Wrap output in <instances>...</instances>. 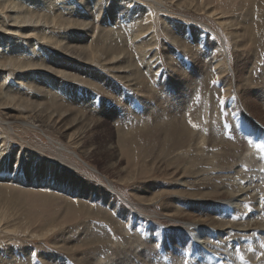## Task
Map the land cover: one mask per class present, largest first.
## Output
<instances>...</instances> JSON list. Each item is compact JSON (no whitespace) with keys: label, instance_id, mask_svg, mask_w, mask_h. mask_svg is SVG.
Instances as JSON below:
<instances>
[{"label":"bare ground","instance_id":"1","mask_svg":"<svg viewBox=\"0 0 264 264\" xmlns=\"http://www.w3.org/2000/svg\"><path fill=\"white\" fill-rule=\"evenodd\" d=\"M168 1L171 2V0H166L167 3H169ZM204 3L205 0L202 2L203 9H205L203 5ZM139 4H140L139 1H134V0H0V38L1 36L3 38L4 35H6V39L9 44V45L6 44L4 46L5 48L1 47L2 45H0V114L1 115L3 114L4 118L6 119V121L3 122L7 123L9 126L11 125L12 130H13L12 124L21 121V123H19L20 125L28 126L33 129L36 128L45 129V127H47V129L51 128L56 133H58L57 131L60 132V129H63V132L60 133L63 134L64 138H67L68 136L71 138L76 134V133H71V131L74 130L77 125H79L78 124L79 118L78 117L72 118L69 115H67L66 114L67 111H65L63 106L61 105V101H62L61 96L64 92L63 89L64 87L55 86L53 88L51 87L50 84L49 87H51V90L49 89V87L48 89L50 90V93L54 95L52 96V98L54 97L55 102H52L51 100L48 101V104H40V103L36 104L26 100V98H22L23 96L22 97L16 96L18 92L16 93L14 89H17V87L19 86L18 85L19 82L15 83L16 82L15 81L14 82L15 84L12 86V89H8V91L4 89V87H6L7 81L16 78V74H18L19 77L22 76L24 80H26V78H28L30 74H34L35 71L41 72L43 70L42 66L44 67L43 61L46 58H49L52 64L57 66L56 62L58 61L57 60L54 61V59L51 57L50 51L58 52V50H61L62 53L68 56V58H73L77 60V62L82 60L85 61L86 64H93V63L99 64L101 67L100 68L101 71L104 68L107 71L108 70L113 72L117 71L116 74L118 73L120 74L121 73L120 70H128V69L132 70L133 68L131 73L132 75L135 76L134 80H137V83L139 82V80H141L140 91H142V93H144L145 95L148 94L149 98L150 97L157 98L160 96V94L163 95L164 99H162L163 100L162 104L157 105L155 108H150L134 124L131 125L122 124L121 126H119L120 124H118V129H126L120 132L121 136L123 135V139L119 140V142H115L114 137L111 136L110 133L108 137L111 136L110 137L111 141L109 143L100 145L96 151H103L102 148H105L103 154L98 155V157L101 159L100 162L101 166L106 167L108 171L112 172L115 175L118 174L117 176L122 179L121 181L124 182L123 183L124 185L126 182H132L136 180L140 174L151 175V179L149 181L150 184H143V186L138 187V189H136L137 191L140 192L139 195L140 196L142 195L140 201L148 204V206L149 204H154V202L157 199H159V197L161 198L163 195L166 194L174 195L172 199L166 200V205L162 212L164 213V215L166 214L169 218H175L174 220L179 221L180 224L182 223L181 224L182 226L181 225L179 226L181 228L176 229V231L177 233L184 234V236L186 237L185 238L184 236H182L183 238L179 237L180 240L176 243V245L175 246L174 244L172 245L174 246V249L172 250L166 249V251H164L165 256L163 255L165 258L161 257L162 259L160 258L157 259L155 258L154 255L153 256L154 259H152L148 257L147 256L148 254L146 253L140 255L136 251L139 250V248L143 245V243L140 242L142 240L139 241L136 239L138 236L132 237L131 236L132 234L131 235L129 234L128 236L129 237L131 236L132 239L134 240V242L131 240L132 244H134L133 245L134 247L132 246L124 247L120 245L117 248L116 246V249L114 250L113 253L116 256L117 254L121 252L122 253L117 258L112 256L113 258L112 257L111 258L113 261H111L110 264H264V255H262L264 254V247H262V245H264V123L257 120L254 114L247 110L248 106L253 107L258 112L261 111L260 106L264 108V102L263 103L260 102V99L264 97V89H259L258 86L256 87L254 86L255 83L257 82L256 80L250 77V73L252 72L249 71V65L242 63L243 61H246V63L250 64L249 61H247L248 57L244 58V52H242V47H243L242 46L243 40L241 37L242 33L240 31L238 32L240 28L238 27V30L236 29L237 31L236 30L233 31L234 33L230 34V36H232L230 38L233 39L235 46L238 47L239 58L243 57V61L241 62V65L239 64L238 66V73H240L241 76L238 77L237 74L238 78L235 77V84L238 87L243 85L242 87L244 89H242V92H244L245 96L242 98L240 96H237L241 98V101L240 100L237 101L235 98H231L226 101V103L231 102V108L235 112L239 113L237 117L233 119L237 121L239 127L231 131V128L227 124L228 120L226 118L225 112H223L224 115H222V112H219L216 116L214 115L211 116L212 114L210 115V113L208 114L204 113V110L202 109L203 105L199 104V98L207 91L209 76L208 74L206 75V73L208 71L205 74H199L195 72L196 69L194 71L192 69H188L186 73L184 72L186 71L185 70L186 67H185V69L183 68L184 70L183 72L186 73L185 78L183 76L180 77L177 81H175L174 85H172L173 86L172 89L171 88L166 89L164 88V86L163 87L160 86L158 83L159 81L157 82V84L155 83V81L159 78V74H160L159 72L162 68L157 67L155 70H152L153 67L152 65V67H150L145 72L146 73L145 75L142 73V66L140 67L139 65L140 62H138L136 59V52L140 54L139 57L140 61L144 60V56H147V53L150 50H152V48L147 49L146 47L149 48V47L157 46L158 38L153 33V31L155 30L154 27H156L153 19L155 15L154 17L148 16L146 20L144 19V21H142V18L145 14L142 15V18L139 16L136 17V13H138L139 15L138 10L140 9L141 6V5L139 6ZM176 4L178 8H182V6H186V7L191 6L193 8L194 2L190 3L188 1H184L182 3H176ZM196 10L201 11L199 7H197ZM166 11L170 13L168 10ZM153 12H155V10H153ZM208 12L210 11H207L206 13ZM259 14L262 15V13ZM209 15L217 17L219 14L217 11H212L209 13ZM113 20H116L118 23L124 25L123 26L124 31L122 30V32H116L115 34H113L112 31L110 30L111 29L110 25ZM220 23L221 26H225L226 28L229 29L237 27V25L233 24V22H227L226 20H222ZM173 28L174 30L176 29L175 27ZM181 28L182 27H180V29ZM180 29H178V31ZM243 31L244 30L242 29V32ZM148 32L153 33V35L148 36L146 34ZM180 32H182V29L181 31H179V33ZM179 33L178 35H181ZM200 34L202 35V33ZM243 34L246 35L244 32ZM213 49L216 50L215 47ZM153 51L155 52V50ZM221 51L222 52L224 51L225 56L223 55V57H225V59H223L222 55L221 57H218L217 56L218 53H217L215 58H219L220 61L214 60V62L213 61L212 63L210 62L211 64L209 65L210 66L212 65L211 66L212 69L215 68V70H217L216 72L217 74L215 75V80H217L218 82L217 86L219 85V87H221L222 90L224 87L228 86L225 92H223L225 95H227L228 93H230V87L232 84L229 83L226 84L225 81L228 80L222 79L228 71V67L226 66L228 65V63L226 60L227 50L225 51L223 47V50ZM122 54L129 56L130 59L128 57L127 59L125 58L121 59ZM209 55L208 58H210ZM135 59L137 62H135ZM145 60L147 59L145 58ZM159 61L161 62V60ZM222 63L223 65H220ZM71 64L74 65L73 63ZM70 65L69 67H71ZM202 67L205 66L203 65ZM75 68L76 67H74V69ZM51 69L52 67H50V70L48 71H50V73H54L53 72L54 69H52L53 71ZM78 69L79 68L77 67L75 71H77ZM203 69L206 70L205 68ZM229 70H231V68ZM44 71L47 72L46 70ZM57 71L58 70H56V72ZM78 71H80V69ZM60 72L61 71L59 70L58 73ZM63 72H61V74H63ZM102 73L101 72L97 73V71L91 73V77L94 78H91L92 81L90 82V85L98 88L99 87L98 83H100L101 85H104V83H106L107 88L106 87L105 88L108 90L106 92L107 96H104V98L106 99L107 102H109V100H111V97L114 94H116L119 96L118 99H120L121 106L123 104L122 102H124L128 108L136 109L134 107L137 106V103L136 100L133 99L132 95L124 94L123 90L125 89L123 88L122 90V87L121 89L116 88V85H112L111 81H109L108 83L107 82L108 80H105L104 77L101 75ZM106 73L108 74V72ZM84 75L85 74L81 76ZM64 76L65 78L66 77L72 78V76H70L67 73ZM122 76L125 77L124 75ZM61 78L62 77H60V79ZM77 80H79L80 83H82L83 81L80 78H78ZM147 80H149L151 88L148 87ZM56 82L58 81L56 80ZM71 82H73V80ZM86 83L89 82H84L83 84ZM260 84H262V82ZM27 86H29V84ZM80 89H79V93L82 92L80 91ZM217 89L220 90L218 87ZM44 91L46 92V90ZM83 93H85V91ZM80 95L82 96V94ZM24 96L26 95L24 94ZM221 96L223 95L221 94ZM80 97L78 96V99ZM49 98H51V96ZM94 98H96V96H94ZM27 99L29 98L27 97ZM220 99L222 98L220 97ZM66 101H68V99L67 100L65 99V102L64 101L62 102H64L65 104ZM80 105L82 104L80 103ZM126 106L125 108H127ZM187 106L188 109H186ZM118 107L119 109L121 108L120 106ZM44 108L45 109L47 108L48 110L47 109L43 110ZM16 110H18V112L19 111L22 112V115L20 117L19 115L14 114ZM72 111L73 110H71V112ZM215 112L213 114H215ZM125 114L126 113H124V115ZM137 116H139V114ZM247 116L252 119L255 118L253 121L256 123L255 129L252 122H250L247 119ZM89 119L90 118H85L86 121H89ZM134 119H136V117H134ZM175 119H178V121L174 122ZM96 122L95 124H93V126L89 125L85 129L83 124L79 125L81 126V129H83L80 132L85 134L87 132L92 131L91 129L93 127L101 128L107 126L104 123H99V122L96 123ZM221 123L225 124L226 128L229 130L230 133L216 127L219 126ZM127 128L130 129L127 130ZM238 139L251 140L250 146L247 148L241 147L236 143ZM82 141L83 143H81V146L85 150H87L86 146L89 147L90 145L93 146V142L85 143L84 138ZM0 144L3 145L4 140H1ZM162 145H164V147L166 148L160 150ZM61 147L63 150H65L64 146ZM191 148L194 151L193 152L194 154L188 157V159L186 158L187 161H185L184 165L177 166L176 164L180 162L182 164V161L179 160L181 158L179 155L180 151L183 149H187L188 151ZM124 149L126 151V156H127L126 167H123L121 165V161L124 156L123 155ZM139 149H143L142 151H146V154L143 153L146 159L153 160V161L150 160L152 162L151 165L146 164L147 160L145 161V163H137V162H133L130 159L131 160L130 163L128 158L129 154H135V153L137 154L139 152ZM4 151L1 150V153H3ZM173 154L175 155V159L170 160L169 157L171 155L173 156ZM72 155L79 158L76 154H72ZM15 156L16 157H15V161H13V164L8 163L9 167H7L8 168L7 175L2 180H0V194L3 193V191L9 192L11 190V186H17L23 189H50L60 193L68 189V188L64 190L63 188L60 189L61 187L58 184L52 183V179L51 180L48 179L47 180L48 183H45L47 181L45 182L38 181L35 178L34 165H29V168H26L25 167L26 165L23 164V159L21 156V152L19 150L15 152ZM0 161H2V159ZM129 163L135 164L134 169H130L128 167ZM17 164L19 165L18 168L15 166ZM169 168L177 169L175 173H172V177L170 181L166 182L172 184V186L169 187L164 184L165 187H162L160 183H158V181L156 182L153 180V179H157L160 176L158 177H154V176L157 175L171 176V173L169 174ZM10 169H12L11 172ZM47 174L48 172L46 173V175ZM50 177L52 178V176ZM161 177L162 179L164 178L163 176ZM53 179H55V177ZM57 181H59V179ZM173 186L180 187V189L178 188V190L172 191V189L170 188H172ZM109 187H111V191H115V188H113L111 184H109ZM184 187L186 188L184 189ZM158 194L159 196H157ZM193 195H196V198H193ZM113 197L114 196L112 194L111 197H109L110 206L114 208L116 211H118V209H120L122 205H119L118 201L113 200L112 199ZM176 199H178L177 200L178 204L174 203ZM190 201L194 203H191ZM187 202H189V204H187ZM118 212H120L123 215V219L125 223V219H126L125 214L127 212H124L121 209ZM200 212H202V215L201 216L197 215ZM100 214L104 215L102 213ZM137 220L138 221L135 223V225L133 224L134 226L130 223L129 226L130 229L132 227L133 232H135V228L137 227V225L139 226L142 225L143 228L147 227L148 232L146 234V238L147 240L150 239L151 241L152 234L157 233V230L156 232H154L155 230L153 227L151 229L152 226V224L150 223L151 220L150 222H148V220L147 222L145 221L146 223H144L143 222L144 220L142 221L141 218H137ZM127 221L128 219H126V222ZM1 222L2 220L0 221V223ZM162 230H160V233H162ZM184 231L185 233H183ZM138 239H140V237ZM145 246H147V244ZM152 248L153 246H151V249ZM63 249L68 253L74 252V250H68L69 248L66 246ZM171 253H175L176 254L175 257L171 259L172 257L168 256L171 258L167 259L168 258L167 255Z\"/></svg>","mask_w":264,"mask_h":264},{"label":"rangeland","instance_id":"2","mask_svg":"<svg viewBox=\"0 0 264 264\" xmlns=\"http://www.w3.org/2000/svg\"><path fill=\"white\" fill-rule=\"evenodd\" d=\"M134 1H139L140 2L139 6L141 5L140 9L138 10L139 15L138 13H136V17L139 16L142 18V15L145 14L144 15L145 17L143 16L142 18V21H144V19L146 20L148 16L154 17L155 15L153 19H154V23L156 26L154 27V29L156 31L153 29L155 31V32L153 31V33L158 38L157 39L158 47L157 46H153L149 48L146 47L147 49L152 48V50L149 51L151 53V56H150V53L148 52L147 53L148 57L144 56V60L140 61L139 59L140 54H138V52L135 51L136 59L138 62H140L139 63L140 67L142 66V73L145 75L146 74L145 72L150 67H152V65H153L152 70H155L157 67L162 68L163 70L161 69L159 72L160 73L159 78H158L159 80L157 79L155 83L157 84V82L159 81L158 83L160 86L162 87L164 86V88L166 89H170V88L172 89L173 88L172 85H174L175 81H177L180 77H183V76L185 78V74L187 73L188 69H192L193 71L196 69L195 72L199 74H205L208 71L206 73V75L208 74L209 76L207 91L199 98V104L203 105L202 109L204 110V113L206 114L210 113V115L212 114L211 116L213 115L216 116L219 112H222V115H224L223 112H225L226 118L228 120L227 124L231 128V131L238 128L239 125L237 121L233 119L236 118L239 113L235 112L231 108V102L226 103V101L231 98H235L237 101L238 100L241 101V98L245 96L244 92H242V89H244L242 87L243 85L238 87L235 84V77H237V74H238V77L241 76L240 73H238V66L239 64L241 65V62L243 61V57L239 58L238 47L235 46L233 39L230 38L232 37L230 36V34L234 33L233 31H235L236 29L238 30V27L240 28L238 32L240 31L242 33V36H241L243 40L242 41L243 42L242 52H244V58L248 57L247 61H249L250 64L246 63V61H243L242 63L249 65V71L252 72L250 73V77L256 80L257 82L255 83L254 86L255 87L258 86L259 89H264L263 88V85H264V0H205V3L203 4L205 9H203V6H202V2L204 0H178V1L171 0V2L168 1L170 4L167 3L166 0H134ZM184 1H188L190 3L194 2L193 8L191 6H187V7L182 6V8H178L176 6L177 5L176 3H182ZM197 7H199L201 11H197L196 10ZM144 10H145V13H144ZM153 10H155V12H153ZM166 10H168L170 13H168ZM207 11H210V12L217 11L219 15L217 17L210 16L209 15L210 12L206 13ZM258 12L262 13V15H260ZM222 20H226L227 22H233V24L237 25V27L229 29V28H226L225 26H221L220 22ZM171 22L173 23V25ZM118 24L120 25L121 23H118L116 20H113L111 22L110 30L112 31L113 34H115L116 32H122V30L124 31V28H123L124 25L121 24L119 26ZM173 27H175L176 29L174 30ZM180 27H182L181 28L182 32L179 33V31H181ZM178 29L180 30L178 31ZM242 29L244 30L243 32L246 35L243 34ZM153 33L148 32L146 34L148 36H151L153 35ZM178 33L181 35H178ZM200 33H202V35ZM217 42L219 45L217 44ZM6 44H8L6 35H4L3 38L1 36L0 38V45H2L1 47H4ZM214 47L216 50L213 49ZM223 47L225 51L227 50L226 60H227L228 65L226 66L228 67V71H227L228 75L226 73L222 79L228 80V81H225L226 84L227 83L232 84L230 87V93H228L227 95H225L223 92H225L228 86L224 87L223 90L221 89V87H219V85L217 86L218 82L217 80H215V75L217 74L216 73L217 70H215V68L212 69L211 68L212 65L211 66L209 65L212 63V61L214 62V60L220 61V59L215 58V56L218 53L217 55L218 57H221V55L223 57L224 51L223 52L221 51L223 50ZM203 49L205 52L203 51ZM153 50H155L156 54ZM152 51H153V54H152ZM50 53L54 61L55 60L58 61L56 62L57 66L52 64L49 58H46L43 61L44 67L42 66L43 68V70L41 71L42 73L40 71H37V72L35 71L34 74H30L28 78H26V80H24L22 76H20L21 77L20 78L19 75L16 74V78L12 79L13 81L12 80L7 81L6 87H4V89L8 91V89H12V86L15 83L19 82L18 85L21 88L18 86L19 89L18 87L17 89H14L16 93L18 92L16 96L18 97L23 96L22 98H26V100L36 103V104L37 103L38 104L39 103L48 104V101H51V100L52 102H55L54 97L52 98V96L54 95L50 93L51 87L53 88L55 86L64 87L63 89H64L65 94L63 92L61 96V100L65 102V99L66 100L68 99V101H66L65 104L64 102L61 101V105L63 106L64 110L67 111L66 113L67 115H69L72 118L78 117L79 118L78 124L79 125L83 124L84 129L87 128L89 125L93 126V124H95L96 121L99 123H104L107 126L101 127V128L93 127L91 129L92 131L84 134L80 132L83 130L81 129V126L77 125L76 128L71 131V133H76V134L71 138L69 136L67 138H64L63 134L60 133V132H63V129H60V132L57 131L58 133L54 132L53 129L51 128L47 129V127H45V129H39V128L33 129L28 126L20 125L19 123H21V121H18V123L12 124V127H13V130H12L11 125L9 126L7 123L3 122V121H6V119L4 118V115L2 114L3 115L2 116L0 114V141L4 140V144L3 145L0 144V157H1L0 160L2 159V161H0V173H1L0 180H2L7 175V172H8L7 167H9L8 163L13 164V161H15V157H16L15 152L19 150L21 152L23 164L26 165L25 167L29 168V165H34L35 178L38 181L45 182L48 179L50 180L52 179V183L58 184L61 187L60 188L58 186L60 189L63 188L64 190L68 188L66 191L64 190L63 192H61L62 193L61 194L60 192H55L50 189H23L21 187L11 186V190L9 192L3 191V193L0 194V221L2 220V222L0 223V255H1L0 264H110V262L113 261L112 260L113 257L117 258L122 253L121 252L117 254V256L113 253L114 250L116 249V246L117 248L120 245L124 247H131V246L134 247L133 246L134 244H132V241L134 242V240L132 239L133 236H136V237L138 236L137 238L136 237L135 238L139 241L142 240L140 241L141 243H143V245L141 246L142 248L140 247L141 250L140 248L139 250H136L140 255H143L146 253L148 254L147 256L152 259H154L153 258L154 255H155V258L157 259L165 258L164 251H166V249H169V250L174 249V246L176 245V243L180 240V238H183L182 236H184V234L177 233L176 231V229L181 228L179 226L182 223L180 224L179 221L174 220L175 218H169L166 214L165 216L164 213L162 212L166 205V200L172 199L174 195H171V194L163 195L161 198L159 197V199H157L154 202V204H149L148 206V204L140 201L142 198V195L140 196L139 195L140 192L137 191L136 189H138V187L143 186V184H150L149 181L151 179V175L140 174L136 180L132 182H126L124 185L123 184L124 182L121 181L122 179L117 176L118 174L115 175L112 172L108 171L106 167L101 166V163H100L101 159L98 157V155H102L105 148H102L103 151H96L100 145L109 143L111 141L110 140L111 136L114 137L115 142H119V140H122L123 135L121 136L120 132L126 129H118V124H120L119 126H121L122 124L131 125V124L136 123L138 119H140V117H142L150 108H155L159 104L161 105L163 101L162 99H164L163 98L164 96L160 94V96L157 98L156 97L149 98L148 94L145 95L144 93H142V91H140L141 80H139L138 82L139 84H138L137 80H134L135 76L132 75L131 73L133 68L132 70L130 69L120 70L121 73L116 74L117 71H114L115 72L114 73L113 71L105 70L103 67L101 71L100 69L101 67L99 64H94V63L86 64V62L82 60L78 61L79 62L78 63L77 60L73 58H68V56L62 53L61 50H58V52L50 51ZM208 55L210 58H208ZM127 57L129 58V56L122 54L121 59L123 58L127 59ZM212 57L215 59H213ZM145 58L147 60H145ZM136 59H135V62H137ZM223 59H225V57H223ZM159 60H161V62ZM67 61L68 62L70 61V62L68 63ZM71 63H73L75 66L72 65ZM69 65L71 67H69ZM203 65L205 67H202ZM220 65H223V63ZM50 67L54 69V71L52 69L51 70L55 74L50 73V71H48L50 70ZM74 67L76 68L78 67L80 71H78L79 69L75 71L76 68L74 69ZM183 68L186 71H184ZM203 68H205L206 70H204ZM230 68L231 70H229ZM208 69H211V70H208ZM44 70H46L47 72H45ZM56 70L58 71L56 72ZM59 70L61 72L64 71L63 74H61V72L58 73ZM178 70L180 73L178 72ZM95 71H97V73L103 72L101 75L104 77L105 80H108L107 81L108 83L109 81H111V84L116 85V88L121 89L122 87V90L124 88L125 89L123 90L124 94L132 95L133 99H135L137 103V106L134 107L136 109L128 108L124 102H122L123 104L121 106L120 99H118L119 96L116 94H114L111 97V100L107 102L106 99L104 98V96H107L106 92L108 90L106 89L107 88L106 83H104V85H101L100 83H98V86H99L98 88L100 90L97 87H93L90 85V82L92 81L91 78H94V77H91V73ZM183 71L186 73H184ZM106 72H108V74ZM66 73L72 76V78L71 77L65 78L64 75ZM82 73L85 75L81 76L83 75ZM122 75H124L125 77H123ZM129 76H131L133 79ZM60 77H62L63 79L62 78L60 79ZM78 78L82 79L84 82H89V83H86L87 85L83 84L84 83L83 81L82 83H80V81L77 80ZM56 80L60 83L56 82ZM72 80L73 82H71ZM147 81H148V87L151 88L149 80ZM214 81L215 83H213ZM261 82L262 84H260ZM76 83H78L79 85ZM28 84L29 86H27ZM50 84H51V87H49ZM77 85L79 87L81 85L80 88L82 90ZM212 86L214 87L217 86L220 90H218L217 87L214 88ZM48 87L50 90L48 89ZM79 89L82 92L79 93ZM44 90H46V92ZM65 90L66 91L68 90V91L66 92ZM84 91L85 93H83ZM24 94L26 96H24ZM71 94L73 95L74 99H76L77 101L73 99ZM80 94H82V96ZM92 94L96 96L97 99L94 98ZM221 94L224 97L221 96ZM204 95L206 97L209 95L207 97L208 99ZM48 96L49 97L51 96V98H49ZM78 96L79 97L81 96V97L78 99ZM219 96L223 100L220 99ZM237 96H240L241 98ZM27 97L29 99H27ZM70 97H71V100H70ZM221 101H223V103H221ZM260 102L261 103L264 102V97L260 99ZM80 103L82 105H80ZM117 105L120 106L121 108L119 109ZM124 105L130 110L125 108ZM212 105L213 106L215 105V106L213 107ZM209 106L213 109H211ZM261 107L262 106H260V110H261L260 112H258L251 106H248L247 110L249 112H252L257 120L264 123V120H263L264 119L263 118L264 108L263 107L261 108ZM46 109L44 108L43 110H46ZM186 109H188V106L186 107ZM71 110L73 111L71 112ZM19 112L18 110H16L14 114L15 115L17 114L20 117L22 115V112H20V114ZM214 112L215 114H213ZM124 113L126 114L124 115ZM138 114L139 116H137ZM84 117L90 118V119L92 118V119L91 120L89 119V121H86ZM134 117H136V119H134ZM247 119L250 122H252V124L254 125V129H255L256 123L253 122L255 118L252 119L247 116ZM176 121H178V119L174 120V122ZM229 122H230V125H229ZM57 127H60V126H57ZM216 127L230 133L224 123H221L219 126H216ZM130 128H127V130H129ZM41 130L43 133L41 132ZM110 133H111V136L108 137ZM83 138L85 139V143L93 142V146L91 145L90 147L86 146L87 150L83 149L81 146V143H83L82 141ZM236 143L240 145L241 147L247 148L250 146L251 140L238 139ZM121 144H122V141H121ZM61 146H64L65 150H63ZM164 148L166 147L162 145L160 150H163ZM143 149H139V152L137 154L136 153L129 154L128 158H129L130 163H131V160L137 163H145V161L147 160L146 164H149V165L152 164V162L150 161L152 159L148 160L143 155V153L146 154V151H142ZM187 149H183L180 151L179 155L181 158L179 160L182 161V164L180 162L176 164L177 166L184 165L188 157L194 154L193 153L194 151L192 150V148L188 151ZM1 150L3 151L5 150V151L1 153ZM72 154H76L79 158H77L76 156ZM123 155L124 156L122 158L121 165L123 167H126L127 166V161H126L127 156H126L125 149H124ZM169 159L170 160L175 159V155L174 154L173 156L171 155ZM130 163L128 167L130 169H134L135 164H130ZM48 168L50 171L48 170ZM11 170L12 169H10V172ZM45 171L46 173L48 172L47 175ZM55 171H56V174H55ZM176 171L177 169L169 168V174L171 173V176L157 175L154 177H158V176L160 177H158L157 179H153V180L156 182L158 181V183H160L162 187H165L164 184L171 187L172 184H169L166 182L170 181L172 177V173H175ZM50 176H52V178ZM161 176H163L164 178L162 179ZM54 177L55 179H53ZM58 179L59 181H57ZM45 183H48V181ZM109 184H111V186L115 188L116 192L111 191V187H109ZM178 188L180 189V187L173 186L170 189L174 191V190H178ZM185 188L186 187H184V189ZM65 193H68V194H65ZM111 194L114 196L112 199L115 201H118L119 205H122L120 209L124 212H127L125 214L126 219H128L127 222L125 219V223H124L123 215L120 212H118L120 211V209L116 211L114 208L110 206L109 197H111ZM157 196H159V194ZM193 198H196V195H193ZM177 200L178 199L174 201L175 204L178 202ZM191 203H194V202H191ZM187 204H189V202H187ZM100 213L104 215H101ZM105 214L108 216H106ZM197 215L201 216L202 212L198 213ZM137 218H141L142 221L144 220L143 221L144 223H146L147 220L148 222H150L151 220L150 222L152 224L151 229L153 227L155 230L154 232H156L157 230V233L152 234V240H151L152 242L150 241V239L147 240L146 238V234L148 232L147 227L143 228L142 225L141 226L137 225V227L135 228V232H133L132 227L130 229L129 227L130 223L132 225L133 224L135 225V223L138 221ZM160 230H162V233H160ZM173 230H175L176 233ZM170 232L174 234H171ZM183 233H185V231ZM129 234L130 235L132 234L131 235L132 237L131 236L129 237L128 236ZM139 237L140 239H138ZM185 237L186 236H184V238ZM144 242L147 244V246L149 245L148 246L149 248L145 246L146 244ZM173 244L174 246H172ZM65 246L69 248L68 250H74V252L68 253L64 251L63 248H65ZM151 246H153L152 249H151ZM175 255H176L175 253H171L167 255V257L171 256L172 258L168 257L167 259H170V258L173 259Z\"/></svg>","mask_w":264,"mask_h":264},{"label":"snow or ice","instance_id":"3","mask_svg":"<svg viewBox=\"0 0 264 264\" xmlns=\"http://www.w3.org/2000/svg\"><path fill=\"white\" fill-rule=\"evenodd\" d=\"M213 83H215V82H213ZM221 103H223V101H221ZM17 168L19 167V165L17 164V165H15ZM262 247H264V245H262ZM262 255H264V254H262Z\"/></svg>","mask_w":264,"mask_h":264}]
</instances>
